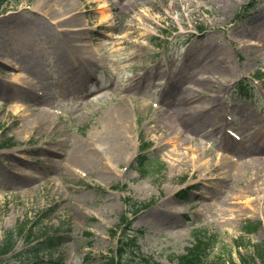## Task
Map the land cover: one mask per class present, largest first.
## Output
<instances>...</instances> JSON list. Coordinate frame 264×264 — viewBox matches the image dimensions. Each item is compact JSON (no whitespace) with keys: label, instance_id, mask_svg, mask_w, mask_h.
Instances as JSON below:
<instances>
[{"label":"rangeland","instance_id":"1","mask_svg":"<svg viewBox=\"0 0 264 264\" xmlns=\"http://www.w3.org/2000/svg\"><path fill=\"white\" fill-rule=\"evenodd\" d=\"M131 1L4 4L0 242L19 222L30 226L53 211L31 244L19 240L3 260L102 264L116 249L110 230L119 224L127 196L152 202L132 229L140 251L161 263L175 264L171 258L186 251L197 228L220 235L215 253L236 260L239 250L252 252L236 245L247 235L242 228L248 220L262 226L245 244H264V163H252L242 147L247 139L251 149L264 145V0L243 13L250 0ZM107 9L111 18L102 21ZM65 45L92 58L68 59ZM23 82H32L43 101L28 104ZM201 103L204 124L188 127L184 117L190 112L183 111ZM116 109L127 113V159L109 163L111 173L100 164H75L72 156L82 143L101 148ZM44 112L51 117L41 123ZM140 133L153 145L152 156L167 165L147 178L135 159ZM187 185L190 195L180 200L175 193ZM48 237L61 240L54 250L33 254L30 247Z\"/></svg>","mask_w":264,"mask_h":264},{"label":"bare ground","instance_id":"2","mask_svg":"<svg viewBox=\"0 0 264 264\" xmlns=\"http://www.w3.org/2000/svg\"><path fill=\"white\" fill-rule=\"evenodd\" d=\"M138 0H133L131 1V4L135 5L136 2ZM114 2V1H112ZM121 3V0L120 2ZM123 3V1H122ZM75 15L77 14H73L71 16L72 20H69L70 22L74 23L76 21V17ZM111 18V15L108 13V10H103L101 12V20L102 21H107ZM67 45V44H66ZM65 45V47L63 48V51L66 52L67 58L70 59L71 55H73V57L78 56L79 58L83 59V58H92V53L91 52H87V51H83L80 48H69ZM63 47V46H62ZM85 56H84V55ZM26 62H31V59L29 58H25L24 63ZM77 62V61H76ZM88 65L86 64L84 66V69L86 71ZM15 86V85H14ZM15 87H20V86H15ZM24 87V88H23ZM23 87H22V91H24V97L26 100H28V104L29 103H33L35 101H39L42 102L43 100H41V97H37L34 92V84L30 83V82H23ZM38 90V89H37ZM38 92V91H37ZM32 95V97H30L29 95ZM39 95V94H38ZM195 97H192L191 100L194 101ZM183 101L185 102V104H187V102L190 101L189 98H185L183 99ZM209 103V102H208ZM33 106V105H31ZM209 109L215 108V105L210 104L209 103ZM204 104L201 103L200 106L197 105H188L185 108V111H183V113L186 112H190L188 117H184L185 118V123L186 125L192 126L194 129L199 128L201 124L203 123V120L201 117L203 111H204ZM127 116V113L125 110H118L116 109V111L110 113V120H109V125L108 128L105 132V134L102 137V142H101V148L97 149L95 147H93V144L91 143H82L77 150L75 151V154L72 156L73 157V161L75 164L80 165V166H90V167H95L96 165L100 164L103 167H107L106 170L108 171V173H111L114 171V169L112 167H109V163L112 164H116L119 163L120 161H125L128 157L127 155V149H128V144H127V136L126 133L123 129V119ZM51 117V115L49 113H42L40 115V119L39 121L41 123H44L45 120L49 119ZM200 122V123H198ZM31 121H28V124H30ZM261 140V139H260ZM258 140V141H260ZM247 141H249V139L242 141V147L244 149V151L246 152V156H252L254 157L252 163L260 160L261 162L264 163V159H262L261 157H259V155L264 154V145H260L258 148L256 149H251L249 146H247ZM100 146V145H99ZM255 154H253V153ZM224 161L226 162H230L229 159H225L223 158ZM248 163L247 161H244V164ZM224 164H229V163H225ZM243 167H245L246 165H242ZM212 170L215 171L216 167L212 166Z\"/></svg>","mask_w":264,"mask_h":264},{"label":"trees","instance_id":"3","mask_svg":"<svg viewBox=\"0 0 264 264\" xmlns=\"http://www.w3.org/2000/svg\"><path fill=\"white\" fill-rule=\"evenodd\" d=\"M5 0H0V8L2 4H4ZM252 224H250L251 226ZM21 232V230H19ZM252 232V231H249ZM197 242L196 244L188 249V252L186 255H183L178 258V264H210L211 258L210 254L208 253V250L210 247L208 246V242L213 241L216 242L218 237L216 235H212L210 237H207L205 235H195ZM203 237L206 242L203 241L201 238ZM124 238V239H123ZM122 239L119 240V249L116 251L115 255H111L107 258L104 264H123L125 261V256H126V250L125 248L130 245L134 244V241H131V239L128 237V235H124ZM207 239V240H206ZM14 233L12 231H9L3 242L0 244V253L4 254L12 250L14 247ZM261 259L263 258L262 256H259ZM146 260V259H145ZM219 260L222 261L221 258ZM242 264H256L255 257H251L250 259L246 260L245 258L241 259ZM231 264H236L233 260L230 261ZM151 264H158L155 261L150 260ZM12 264H17V263H12ZM222 264H226L225 261H223Z\"/></svg>","mask_w":264,"mask_h":264}]
</instances>
